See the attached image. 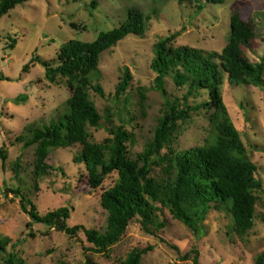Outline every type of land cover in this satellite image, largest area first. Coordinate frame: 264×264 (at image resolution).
<instances>
[{
  "label": "rangeland",
  "instance_id": "374dc122",
  "mask_svg": "<svg viewBox=\"0 0 264 264\" xmlns=\"http://www.w3.org/2000/svg\"><path fill=\"white\" fill-rule=\"evenodd\" d=\"M98 2V8L92 9L90 0L78 3L32 0L0 19V79L11 80H0V151L5 147L8 156L5 163L0 158V238L11 240L6 254L15 252L27 264H119L132 251L153 247L142 264H193L196 253L200 264H256V259L264 255V90L232 87L226 77L222 87L224 103L262 183V190L256 194L255 227L245 238L232 233L231 220L224 211H212L206 222V234L196 237L165 210L161 219L167 222V227L158 235L146 233L141 218H137L120 243L107 254H96L83 232L72 238L32 223L21 208V198L10 193L19 188L23 194L31 192L30 199L41 216L69 208L70 227L82 225L95 230L105 227L106 213L100 206L103 190L89 193L86 165L75 161L80 147L54 150L47 160L53 170L39 180L37 191L33 187L37 146L24 149L16 139L30 125L44 128L58 123L70 98L66 81L49 82L45 67L32 61L36 56L52 61L70 40L92 43L101 33L120 27L131 9H139L151 18L144 38L129 36L102 55L100 75L94 85L104 89L105 97L90 92L103 118L100 129L89 127L90 142L100 144L110 137L107 121L110 117L114 125H125L134 134V144L128 145L133 158L153 139L168 98L171 102L179 100L181 105L187 94V89L176 87L170 77L166 79L167 98L156 89L157 75L151 64L155 58L154 45L160 40L178 33L174 46L221 53L230 36L231 17L241 12L255 34L246 55L253 63L264 62V0H222L221 4H207L201 13L196 7L180 5L176 0ZM8 37L18 41L13 51L8 48ZM126 70L133 80L129 90L118 97ZM19 97L27 100L17 104ZM207 99L204 94L197 100L190 99L189 105ZM209 117L202 111L180 123L175 137L162 152L159 165L152 170L153 178L166 177L164 159L207 144L212 134ZM18 158L20 173L16 178L14 166ZM117 180V173L108 177L103 189H109Z\"/></svg>",
  "mask_w": 264,
  "mask_h": 264
},
{
  "label": "trees",
  "instance_id": "16d2710c",
  "mask_svg": "<svg viewBox=\"0 0 264 264\" xmlns=\"http://www.w3.org/2000/svg\"><path fill=\"white\" fill-rule=\"evenodd\" d=\"M31 1L0 0V19L17 6ZM72 1L78 3L87 0ZM90 1L91 8L97 9L98 0ZM176 1L180 5L196 7L198 13L203 12L207 4L222 3V0ZM150 22L151 18L142 11L131 9L120 27L101 33L96 41L70 40L60 48L55 60L44 61L40 56L32 60L45 67L49 82L56 84L59 79L65 80L70 91V98L58 123L44 128L30 125L25 129V134L16 139V143L22 144L24 149L37 146L33 187L37 191L39 180L53 170L47 160L54 150L80 147L75 161L86 165L89 193L103 190L100 206L106 213L105 227L100 230L82 225L70 227L69 208H60L41 216L30 199L31 192L23 194L19 188L10 190V193L21 198V208L32 223L72 238L83 232L93 245L91 251L96 254H107L120 243L130 224L137 218H141L146 233L158 235L167 227V222L161 219L165 210L173 219L191 229L196 237L206 234V222L214 210L228 214L232 233L240 239L255 227L256 194L262 190V183L257 179V166L250 159L222 93L224 77L232 87L252 86L264 90V62L253 63L246 55L245 50L251 49L255 34L249 20L241 12L231 17L230 36L221 53L174 46L180 35L178 33L154 45L155 58L151 69L157 75L156 89L167 98L165 86L166 79L170 77L176 87L187 89V94L181 105L179 100L171 102L168 98L154 137L143 152L134 158L130 156L128 145L134 144V134L125 125H114L110 117L107 118L110 137L100 144L90 142L89 127L100 129L103 120L90 95L93 91L105 97L104 89L94 85V80L100 75L101 57L129 36L144 38ZM8 41V48L13 51L18 41L11 37H8ZM27 69L28 65L24 71ZM0 80L11 81L9 78ZM132 80L129 70H126L117 90L118 97L129 90ZM204 94L207 100L195 106L189 105L190 99L197 100ZM26 100L19 97L16 103ZM202 111L210 115L212 134L207 144L164 159L167 162L166 177L162 180L153 178L152 170L159 165L162 152L175 137L180 123L189 121L192 114ZM0 158L4 163L7 161L5 147L0 151ZM20 161L18 158L14 166L16 178L20 173ZM115 173L118 174L116 183L109 189H103L108 177ZM10 243L9 238H0V264L1 260L5 264H27L15 252L6 254ZM152 250L153 247L136 249L119 264H142L143 257ZM193 264H200L197 253ZM256 264H264V255L256 259Z\"/></svg>",
  "mask_w": 264,
  "mask_h": 264
}]
</instances>
